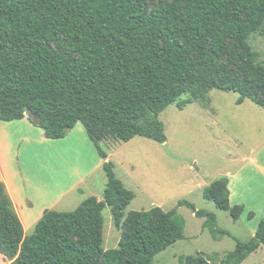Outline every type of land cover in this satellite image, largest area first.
<instances>
[{"label": "trees", "instance_id": "obj_1", "mask_svg": "<svg viewBox=\"0 0 264 264\" xmlns=\"http://www.w3.org/2000/svg\"><path fill=\"white\" fill-rule=\"evenodd\" d=\"M0 0V121L25 113L47 140H60L81 124L100 159L102 200H83L72 212L46 211L24 236L0 183V254L9 264H152L183 237L176 209L154 207L124 216L134 194L113 173L101 143L140 137L166 141L158 116L175 103L212 89L237 94L264 110V67L254 65L247 41L264 29V0ZM236 69V72L234 71ZM189 95L190 99L181 100ZM203 199L233 220L227 179ZM203 228L234 241L218 264H242L264 246V210L254 236L241 242L217 227L212 213L185 202ZM109 209L117 247L102 249ZM180 264H209L202 256Z\"/></svg>", "mask_w": 264, "mask_h": 264}, {"label": "rangeland", "instance_id": "obj_2", "mask_svg": "<svg viewBox=\"0 0 264 264\" xmlns=\"http://www.w3.org/2000/svg\"><path fill=\"white\" fill-rule=\"evenodd\" d=\"M158 1L161 0L148 2L149 8ZM247 44L255 56L254 65L264 67V29L251 35ZM237 97L233 92L212 89L191 99V103L181 110L177 109L175 103L169 105L158 116L166 137L163 144L140 137L128 143L112 138L101 143L102 150L107 154V161L113 164L115 177L125 189L134 194V199L123 212L124 216L129 212L148 211L154 207L163 212L176 209V217L183 225L184 238L156 255L152 264H180V258L198 256L208 259L209 264H218L220 258L234 249L233 239L211 235L203 228L204 219L196 218L186 206L177 207L178 202L189 203L196 211L214 214L217 227L228 232L232 238L241 242L251 239L249 230L244 227V217L233 222L228 213L217 209L202 196L203 191L209 189L214 182L242 172L249 159H264V110L248 100L236 105ZM190 98L185 95L180 99ZM77 129L82 130L84 136V140H79L78 150L86 164L91 169H95L98 162L100 166L87 181V186L91 185V189H85L84 194L71 192L55 207L53 211L56 212H72L90 197L101 201L106 185L97 150L86 136L83 126L77 124L75 130ZM35 139L39 141V138ZM46 144L48 146L32 142L28 147V151L46 152L45 156L34 154L37 160L33 164V173H28L29 168L25 167L27 171L24 168L26 163L23 153L27 144L19 146L20 151H16L17 156L12 161H21L23 172H27L30 177L35 175L41 187L49 191L50 199L56 191V186L54 190L52 188L56 182L61 189L73 184L74 166L66 162L58 164L48 153L51 154L54 150L68 151L70 148L73 150L75 145L70 142L66 146H60L62 143L56 141H46ZM32 154L28 153L27 157L31 159ZM66 161L70 160L66 158ZM14 164V168H17V163ZM248 171L254 179L255 174L249 165L244 173ZM102 216V249H115L119 233L113 225L108 208L103 210ZM31 233L32 230L28 235ZM243 264H264V250L251 255Z\"/></svg>", "mask_w": 264, "mask_h": 264}, {"label": "crops", "instance_id": "obj_3", "mask_svg": "<svg viewBox=\"0 0 264 264\" xmlns=\"http://www.w3.org/2000/svg\"><path fill=\"white\" fill-rule=\"evenodd\" d=\"M75 129L76 125L65 135L63 139L47 140L43 135V131L32 123L29 116H25L22 120L18 121H0V183L4 185L11 200L13 210L22 225L24 236H29L28 233L31 230L33 231L36 223L44 212L53 211L55 207L58 206L59 202H61L62 199H64L71 192L77 191L80 194H84V191L88 188L91 189V185L90 187L87 186V181L91 179V176H93L94 171L98 169L100 163L98 162L96 164L95 169H91V167L86 164L83 155L78 150L80 141H82V139L84 140V138H82L84 136L82 130ZM35 137L39 138V141H37ZM46 141H56L57 143H62L60 146H66L70 142H74L75 145L73 150L70 148L68 151L61 152L60 150H54L52 152L50 151L51 154L48 153L52 158L54 157L57 160L58 164L60 162L65 164L66 162V164L69 163L74 166L73 184L67 185L64 189H61L56 182V184L52 186L53 190L54 186H56V191H54V196L50 199L49 191L47 192L43 187H41L39 179H37L35 175L30 177L27 174V172L33 173V164L34 161L37 160L34 157V154L38 156L46 155L45 151H28L30 143L38 142L41 145H47ZM24 143L27 145L24 147L23 153V157L25 155V160H22L26 163L24 168H29V171L25 168V171L27 172H23L21 161H12L14 156H17L16 151H18V153L20 151L19 146ZM28 153L30 155L33 153L31 159L27 157ZM19 156L21 157V154H19ZM66 158L70 161L73 159V161H66ZM100 161L102 162V166L104 161L102 159H100ZM14 163H17V168H14ZM247 163L250 166L252 173L255 174V176H253L254 179L250 177L249 171L244 173L248 165L242 172L231 174L227 178L229 207L242 208V213L239 215L238 219L233 220L230 215H228L233 222H237L244 217V227L249 230L252 238L255 234L258 223L263 216L264 210V159H249ZM82 169L84 172L80 173L79 171ZM263 250L264 246H261L251 255ZM0 264H9V262L1 254Z\"/></svg>", "mask_w": 264, "mask_h": 264}, {"label": "water", "instance_id": "obj_4", "mask_svg": "<svg viewBox=\"0 0 264 264\" xmlns=\"http://www.w3.org/2000/svg\"><path fill=\"white\" fill-rule=\"evenodd\" d=\"M25 116H28V113L27 112L25 113Z\"/></svg>", "mask_w": 264, "mask_h": 264}]
</instances>
